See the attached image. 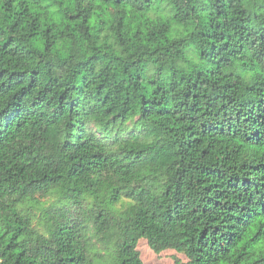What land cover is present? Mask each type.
I'll use <instances>...</instances> for the list:
<instances>
[{
    "label": "trees",
    "instance_id": "16d2710c",
    "mask_svg": "<svg viewBox=\"0 0 264 264\" xmlns=\"http://www.w3.org/2000/svg\"><path fill=\"white\" fill-rule=\"evenodd\" d=\"M264 264V0H0V264Z\"/></svg>",
    "mask_w": 264,
    "mask_h": 264
},
{
    "label": "rangeland",
    "instance_id": "374dc122",
    "mask_svg": "<svg viewBox=\"0 0 264 264\" xmlns=\"http://www.w3.org/2000/svg\"><path fill=\"white\" fill-rule=\"evenodd\" d=\"M138 247L146 264H179L178 260L181 262L187 260L184 254L175 250H165L161 253H156L151 249L146 239H141Z\"/></svg>",
    "mask_w": 264,
    "mask_h": 264
}]
</instances>
